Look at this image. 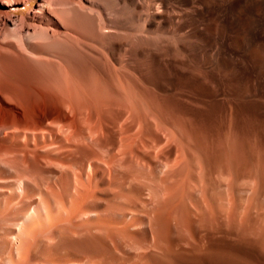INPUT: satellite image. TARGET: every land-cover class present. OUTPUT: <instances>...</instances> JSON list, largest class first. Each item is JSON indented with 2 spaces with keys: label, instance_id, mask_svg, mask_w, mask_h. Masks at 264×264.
<instances>
[{
  "label": "bare ground",
  "instance_id": "1",
  "mask_svg": "<svg viewBox=\"0 0 264 264\" xmlns=\"http://www.w3.org/2000/svg\"><path fill=\"white\" fill-rule=\"evenodd\" d=\"M257 2L264 6V0ZM247 3L248 0H0V223L3 222L0 225V264H161L160 259L158 262L155 258L158 259L162 253L168 254L170 249L176 255L181 251L180 248L183 249V243L186 246L187 239L180 235L184 230L177 225L182 210L170 211L177 224L168 226L170 228L167 231L171 237L165 236V225L162 224L165 217L162 221L161 216L164 210L159 205V195L177 201L181 198L179 184L184 185L185 181L202 183L205 195L213 207L217 208L225 191L219 181L211 178L212 170L204 162L189 156L186 162L190 169H194L197 164L201 167L202 177L199 180L191 173L179 170L181 155H177L174 161H150L139 156L134 153L132 134L129 131L121 137L118 131L117 136L120 138L117 142H104L100 139L103 129L93 118H85L84 112H76V115L73 113L74 116H71L70 113L61 112L54 104L58 100L67 108L70 106L67 104V96H78L79 88L76 93L74 90H67L71 80L68 73H61L58 78H53V83L50 82L52 84H48L49 81L44 83L30 76L28 62L50 59L53 56L50 51L53 46L72 47L81 43L89 44L101 53L113 70L130 69L132 56L128 36L132 31L127 34L131 28L122 16L127 10L130 12V19H137L139 24L142 22V33L179 19L183 23L176 22L178 29L188 24L197 35L204 38L206 33L203 26L213 28L220 23L229 33L237 31V42L241 44L247 35L243 36L242 22L245 21L242 19L246 18L240 17V10ZM172 4L183 8L176 17L170 9ZM251 11L248 13L251 14ZM210 12L212 14L208 19ZM258 22L256 25L260 24ZM82 29L90 31V36L84 35L87 30L82 33ZM250 35L252 39L257 38V33ZM136 39V53L144 56L148 52L146 36L139 35ZM214 41L211 47L218 44L215 53L221 58L225 53L222 42L218 43L217 39ZM154 53L155 56L160 55L159 51ZM123 93L124 98H130L129 90H123ZM82 94L84 93L81 91L80 95ZM82 124H86V127L82 128ZM128 129L131 132L133 130ZM170 129L171 133L177 134L175 128L171 126ZM177 137L180 143L181 137ZM159 144L158 141L157 145ZM79 145H91L90 149H96L97 152L91 150V153L78 160L72 156ZM139 166L150 169L151 172L147 174ZM227 172L231 179L229 194L236 203V217L246 189L237 184L238 176L233 163L229 164ZM145 175L156 187L151 188L152 199L149 198L142 205L135 201L138 194L130 190V184ZM262 192L263 186L260 184L259 192L251 197L253 207L260 211V218H247L243 232L240 233L241 229L237 232L251 237L250 240L254 238L256 244L253 247L256 245L263 251ZM120 198L127 201L122 203V207H117L115 202ZM194 202L199 205L197 200ZM7 208L10 211L6 212ZM213 211L219 222L216 232L226 233L222 225L223 210ZM232 219L235 220L234 216ZM203 220L201 218L187 226L191 237L196 241L193 248L185 251L187 255L194 256L196 249L201 247L202 235L207 230ZM231 233L236 234L234 231ZM166 247L170 248L169 251ZM205 247L203 251L212 258L211 261L254 264L247 258L251 256V252L246 257H238L228 249ZM247 247L251 250V246ZM199 253L197 257H200ZM205 255L202 254L204 257ZM169 258L172 259L171 256ZM171 259L163 261L170 262ZM179 264L211 263L208 260L199 262L190 259L180 260Z\"/></svg>",
  "mask_w": 264,
  "mask_h": 264
},
{
  "label": "rangeland",
  "instance_id": "2",
  "mask_svg": "<svg viewBox=\"0 0 264 264\" xmlns=\"http://www.w3.org/2000/svg\"><path fill=\"white\" fill-rule=\"evenodd\" d=\"M257 1L248 0L249 4L247 3L246 7L244 6L240 10V17L246 18V20L241 18L245 21L242 22L243 36L247 35L241 44L237 42L238 32L234 30L229 33L220 23H217L213 28L203 26L202 28L206 33L204 38L197 35L188 24L178 29L176 22L183 23L179 19L161 28L151 29L148 33H142L140 31L142 22L139 24L137 19H135L136 21L130 19V12L127 10L122 16L125 21L127 20L128 27L131 28L127 34L129 35L132 31L131 35L128 36L132 56H130V62L132 61L130 69L127 67L123 70H113L101 53L89 44L83 45L81 43L72 47L67 45L53 46L52 49L50 48L53 55L50 59L28 62L30 76L44 83L49 81L48 84H52L53 78L56 79L63 73H68L67 75L71 80H69L70 85L67 90H72L71 92L74 90L76 93L77 88H79L77 93L79 97L67 96V104L70 105L67 108L63 107L58 100L54 104L59 107L61 112L70 113L71 116L76 115V112H84L85 118H93L103 129L100 139L104 142H117L118 138L129 131L132 134L131 144L135 154L144 156L150 161H162L164 159L174 161L177 155H181L179 170L184 173H191L200 180L202 177L200 165L197 164L194 169H190L186 162L187 158L192 156L196 158V161L204 162L210 171L212 170L211 178L223 185L224 198L219 202L218 209L213 207L208 200L202 183L196 184L185 181L184 185H182L183 183L179 184L178 190L181 198L177 201L171 197L159 195V205L164 210L161 212L163 213L161 216L162 221L165 219L162 223L163 226L165 225V236L171 237L167 230L177 224L171 217L170 211L182 210V216L177 225L184 230L180 232V235L187 239L186 246L183 243L184 245H181L183 249L180 248L181 251L177 252L176 255L173 254V249L166 247L167 250L170 249V251L168 250L169 255L162 253V256H166V258L161 255L158 256V259L155 258L158 262L160 259L161 264H179L180 260L190 259H196L199 262L208 260L211 264H221L222 262L217 260H212L214 261L212 263V258L206 256L203 251L205 246L228 249L231 250L232 254H237L238 257H246L247 254H251L247 257L250 258V261H253L254 264H264V250L262 251L256 245L259 250L254 248L255 246L253 247L256 244L255 239L250 240L251 237L243 235L246 237L245 240L237 232L239 229H241L240 233L243 232L242 228H244V223L248 221L247 218L249 220L260 218L259 209L253 207L251 203V197L259 192L260 184L263 186L262 193L264 194V6ZM257 4L260 5L259 8ZM170 7L175 17L183 10L177 4H172ZM246 8L252 9L250 11L253 15L248 13L250 11ZM246 12L248 15L245 14ZM211 14L210 12L207 15L208 19ZM256 22L260 24L256 25ZM84 30L87 29H82V33L85 32ZM246 31L247 34H245ZM86 32L84 35L90 36V31ZM253 32L254 35L257 33V38L252 39L250 34L253 35ZM138 33L139 35L144 34L147 39L148 52L144 56H139L136 53ZM213 39H217L218 43L222 42L225 53L221 58L215 53L216 48L219 47L218 44L215 43L216 46L211 47L212 42H215ZM79 50H84V52ZM156 51H159V56L154 55ZM51 78L52 80H50ZM123 90L126 92L129 90L131 100L124 98ZM81 91L84 93L82 96L80 95ZM80 106L81 109H79ZM161 120L167 125L163 124ZM116 122L117 124H114ZM161 122L165 128L162 127ZM166 126H169V130ZM171 126L177 130V134L181 137L180 143L178 135L170 132L172 131ZM85 127L86 124H82V128ZM128 128H132V132ZM117 132L120 137L117 136ZM158 141L160 142L159 145H157ZM79 147L72 156L77 157L78 160L93 150L90 149L92 148L91 145H79ZM95 150L92 152H97ZM231 163L236 169L237 184L246 189L245 198L247 197L240 203L237 209L240 211H237L236 217V203L229 194L231 179L227 171ZM255 169L258 170V174ZM141 170L147 174L151 172L147 168ZM140 178L131 182L130 190L138 194L135 201L143 205L149 198L152 199L153 193L151 192L156 186L146 175L144 178ZM188 192L190 193L188 194ZM195 200L198 201L199 205L195 204ZM126 201L127 199L120 198L116 200L115 204L117 207H122ZM7 209L6 212L10 211L9 208ZM215 209L223 210L221 214L224 217H222V225L226 233L216 232L215 228L219 226V222L216 215L215 217L213 215ZM210 215L211 217H208ZM232 215L235 220L232 219ZM163 217L165 218L163 219ZM193 217L196 218L193 219ZM201 218L204 219L202 223L207 230L202 235L201 247L196 249L199 251H195L196 254L190 256L185 251L193 248L196 241L191 237L187 226L193 225L194 221ZM166 226L170 227L167 228ZM233 231L236 232V236L237 233L240 235V239L231 233ZM246 245L251 246V250ZM244 251L247 253L243 254ZM170 252L173 256L170 255ZM197 253L201 254L200 257L196 256ZM163 259H166L165 261L171 260L164 262ZM256 261L257 263H255ZM156 264H160V262Z\"/></svg>",
  "mask_w": 264,
  "mask_h": 264
}]
</instances>
